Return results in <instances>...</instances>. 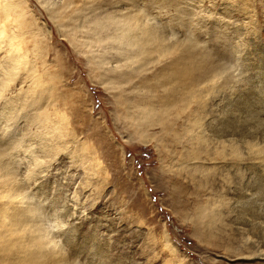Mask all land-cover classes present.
Segmentation results:
<instances>
[{
  "label": "rangeland",
  "instance_id": "rangeland-1",
  "mask_svg": "<svg viewBox=\"0 0 264 264\" xmlns=\"http://www.w3.org/2000/svg\"><path fill=\"white\" fill-rule=\"evenodd\" d=\"M0 93V264H264V0H0Z\"/></svg>",
  "mask_w": 264,
  "mask_h": 264
},
{
  "label": "bare ground",
  "instance_id": "bare-ground-1",
  "mask_svg": "<svg viewBox=\"0 0 264 264\" xmlns=\"http://www.w3.org/2000/svg\"><path fill=\"white\" fill-rule=\"evenodd\" d=\"M257 252V251H256ZM262 251L260 250V252L258 251V253H261ZM263 252H264V250H263ZM259 256H260V254H258ZM262 255H263V257L262 258H264V253H262ZM259 256H258V258H259ZM261 258V257H260Z\"/></svg>",
  "mask_w": 264,
  "mask_h": 264
},
{
  "label": "snow or ice",
  "instance_id": "snow-or-ice-1",
  "mask_svg": "<svg viewBox=\"0 0 264 264\" xmlns=\"http://www.w3.org/2000/svg\"><path fill=\"white\" fill-rule=\"evenodd\" d=\"M0 95H2V93H0Z\"/></svg>",
  "mask_w": 264,
  "mask_h": 264
}]
</instances>
